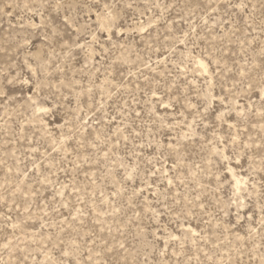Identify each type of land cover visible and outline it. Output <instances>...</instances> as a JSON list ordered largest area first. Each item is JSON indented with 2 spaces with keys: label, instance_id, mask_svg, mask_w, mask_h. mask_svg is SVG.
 <instances>
[{
  "label": "rangeland",
  "instance_id": "rangeland-1",
  "mask_svg": "<svg viewBox=\"0 0 264 264\" xmlns=\"http://www.w3.org/2000/svg\"><path fill=\"white\" fill-rule=\"evenodd\" d=\"M0 264H264V0H0Z\"/></svg>",
  "mask_w": 264,
  "mask_h": 264
}]
</instances>
